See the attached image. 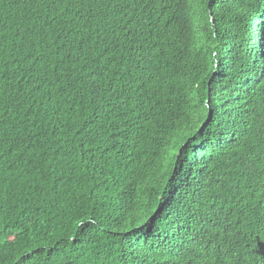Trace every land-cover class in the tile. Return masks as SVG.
<instances>
[{
  "label": "trees",
  "instance_id": "trees-1",
  "mask_svg": "<svg viewBox=\"0 0 264 264\" xmlns=\"http://www.w3.org/2000/svg\"><path fill=\"white\" fill-rule=\"evenodd\" d=\"M0 264H264V0H0Z\"/></svg>",
  "mask_w": 264,
  "mask_h": 264
}]
</instances>
